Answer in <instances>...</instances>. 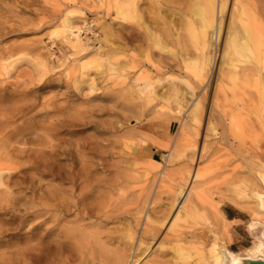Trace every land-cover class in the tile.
Segmentation results:
<instances>
[{"label":"rangeland","instance_id":"1","mask_svg":"<svg viewBox=\"0 0 264 264\" xmlns=\"http://www.w3.org/2000/svg\"><path fill=\"white\" fill-rule=\"evenodd\" d=\"M128 1L0 0V264H215L214 244L255 247L264 77L218 70L228 11L251 13L227 0L198 80L181 58L201 59L184 14L203 0Z\"/></svg>","mask_w":264,"mask_h":264},{"label":"bare ground","instance_id":"2","mask_svg":"<svg viewBox=\"0 0 264 264\" xmlns=\"http://www.w3.org/2000/svg\"><path fill=\"white\" fill-rule=\"evenodd\" d=\"M242 1L245 3V6L243 7H245L248 10V12L251 13L252 22L247 21L243 13L238 12V10H236L235 8L234 9L232 8L231 11H228L229 13L231 12V14L227 13L228 16L230 15V19L227 25V29H225L226 35L223 34L225 35V39L224 40L222 39L223 40V43L221 44L222 48L219 47L221 49V52L218 50L220 52L218 54L219 73L221 77H223L224 72H225L224 70L227 69L228 78L234 83L238 81L240 78L247 79L249 73L250 72L254 73L256 72V70L261 72L264 77V19H257V17H255L257 16L256 7L253 3H251V1L249 0H242ZM134 2H135L134 0H129L128 6L133 7ZM234 4L239 7H241L242 5L238 0H235ZM227 9H228L227 0H203L202 2L195 1L189 7L188 11L186 10L187 12L186 13L184 12L187 34L189 36L191 44L193 45L197 53V56H200L201 59L200 60L189 59V58L187 59V56H186V58H181V63L184 65L185 69L190 71L192 75L198 80L203 79L205 68L210 65H213L214 63V59L217 55L215 43L221 39V33L224 29L223 28V15L227 11ZM131 13H134V11L132 10ZM263 15L264 14L262 13V16ZM133 19H134V16H131V20ZM67 26L71 30L74 29L71 26V24H68ZM167 26L170 28L168 24ZM180 27L182 28L181 25ZM170 29L171 30L169 31V36L171 37L172 28ZM144 30L146 31L148 35L151 34L147 26H144ZM151 44H153V42ZM161 50H164V48H162ZM242 65L247 66V67L241 69ZM133 80H134L133 81L134 86L132 87L133 85L132 83L130 85L133 89L134 88L138 89L139 95H144V96L146 95L149 98H152L150 96L155 95L154 92L153 93L151 92V88L153 87L152 84H149L147 81H144L141 79H133ZM161 80L158 82H161ZM263 82H264V79H263ZM175 87L176 86H173V85L169 86V89L171 90V93H172L171 96H174V93L176 94ZM189 94L191 95V93ZM147 102L149 103V101ZM150 102H152V100ZM262 102H261V106L264 107V100ZM197 103L198 102H196V104ZM189 116L191 118L194 117V109L190 110ZM193 192L194 190L190 188L187 194V197ZM257 192H259V190ZM257 192L253 194V199H254L255 206H256L255 215L258 217H262L264 219V188H263V193H260L261 190L259 192L260 194H258ZM177 193H178L177 194L178 196L177 195L176 196L179 197L182 195L183 190H180V192H177ZM259 223L264 224V222H259ZM253 225L254 224L252 223V224H249L247 227V231L249 234H251L250 232H251V229L253 228ZM252 238L255 241V247L253 251L250 252V254L254 255L256 253H259L262 249H264V243L258 238H255V237H252ZM213 247L216 251H218V257H217L218 260L216 261L215 264H222L220 247L216 244H214ZM198 261H199L198 263L200 264H211L209 263L208 259L204 257V255H200L198 257ZM125 262L126 261H125L124 256H119L116 259L115 264H125ZM100 264H103V261H100Z\"/></svg>","mask_w":264,"mask_h":264},{"label":"water","instance_id":"3","mask_svg":"<svg viewBox=\"0 0 264 264\" xmlns=\"http://www.w3.org/2000/svg\"><path fill=\"white\" fill-rule=\"evenodd\" d=\"M250 236L260 239L264 243V224H254ZM222 264H264V249L251 255L247 252H233L220 244Z\"/></svg>","mask_w":264,"mask_h":264}]
</instances>
